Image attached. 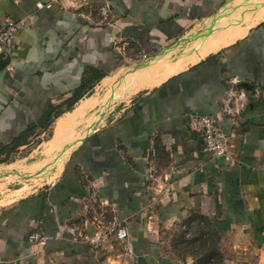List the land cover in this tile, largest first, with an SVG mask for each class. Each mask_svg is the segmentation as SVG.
I'll list each match as a JSON object with an SVG mask.
<instances>
[{"label":"crops","instance_id":"0c3cea01","mask_svg":"<svg viewBox=\"0 0 264 264\" xmlns=\"http://www.w3.org/2000/svg\"><path fill=\"white\" fill-rule=\"evenodd\" d=\"M43 1L0 0V20L27 21L0 69V163L70 114L80 140L57 155L60 169L57 158L40 166L45 177L55 164L50 185L0 206V264H178L162 228L194 214L218 235L224 264H264V0H111L106 25L88 6L38 10ZM133 49L172 55L110 76ZM95 71L108 75L89 90ZM232 83L250 91L223 117ZM123 90L132 98L111 105ZM192 113L221 120L236 163L203 152ZM100 215L127 221L132 253L69 233L91 234ZM32 234L48 242L31 246Z\"/></svg>","mask_w":264,"mask_h":264},{"label":"rangeland","instance_id":"374dc122","mask_svg":"<svg viewBox=\"0 0 264 264\" xmlns=\"http://www.w3.org/2000/svg\"><path fill=\"white\" fill-rule=\"evenodd\" d=\"M186 48L187 46L185 45L178 51L176 49V52H174L175 54L172 53L173 55L168 53V51H163L159 55L167 56L170 54L172 55L170 56L172 57L171 59L175 62L184 53ZM138 52L139 51L137 49H133L132 51L125 53L119 67L110 71V76L116 75L122 69L127 67L147 65L152 58L159 56H140ZM110 90V88H105L103 96L104 94L106 95L109 93ZM129 92L130 90H123L120 92L123 96L118 98V100L113 102L111 105L121 102H124L123 104H125L133 96V94L129 95ZM91 96L92 93H90L89 97ZM71 115L72 114L61 120H66ZM76 129L74 134L77 136ZM54 131L55 125H52L50 130L46 131L44 135L40 136V138L33 139L29 147L18 151L8 161L0 163V169H2L0 172V206L17 201L22 197L30 195L41 186H47L53 182L52 179L55 178L56 173V169L54 168L55 164L54 166L51 165L50 167H45V171H51V173H44L43 175H45V177L41 175L43 170H41L40 166L43 163H50L57 158L59 151L55 154L56 148L54 145ZM53 136L54 138L52 139ZM5 184L8 185V188L3 190L2 188ZM162 229V246L167 253L171 254V257L174 258L176 263H225V258L220 252L218 235L213 231L208 219L204 216L194 214L191 215L185 222L182 221L178 224L175 223L174 225H170ZM114 246L115 248L111 247L112 250L125 252L123 246L119 244H114Z\"/></svg>","mask_w":264,"mask_h":264},{"label":"built area","instance_id":"2783aa9c","mask_svg":"<svg viewBox=\"0 0 264 264\" xmlns=\"http://www.w3.org/2000/svg\"><path fill=\"white\" fill-rule=\"evenodd\" d=\"M55 4L73 13H78L82 8L88 6L97 12L98 17L102 20L101 24H109L112 20L111 0H45L37 3V9H51ZM26 25V19L13 20L5 18L0 20V55L11 54L16 36ZM6 69L10 70V66L8 65ZM232 84V89L222 98L223 117L234 116L239 108H244V101L247 99L246 92L235 87L236 83ZM188 125L189 130L201 139L205 154L210 155L212 158L224 159L228 163L234 164L237 162L232 137L224 131L218 117L192 113L188 115ZM164 201L169 200L165 198ZM91 225L93 228L91 234L77 233L76 229H69L68 231L74 238L82 240L94 250H102L107 244H119L123 246L125 252H133L126 220L118 218L108 220L104 215H100L94 217ZM47 242V238L37 234H32L29 238L31 246L43 245Z\"/></svg>","mask_w":264,"mask_h":264},{"label":"bare ground","instance_id":"6f19581e","mask_svg":"<svg viewBox=\"0 0 264 264\" xmlns=\"http://www.w3.org/2000/svg\"><path fill=\"white\" fill-rule=\"evenodd\" d=\"M82 111V110H80ZM78 119V118H77ZM73 119L72 118H68L66 120H61L58 125L57 128L55 130V140H54V145L56 148V152L58 153V155L62 152H65V154L70 153L79 143V140H77V136L74 134V129H73ZM76 129V128H75ZM58 150V151H57ZM64 154V156H65ZM62 156V155H61ZM58 156L57 160H56V165H57V169H60L62 161H63V157Z\"/></svg>","mask_w":264,"mask_h":264},{"label":"trees","instance_id":"16d2710c","mask_svg":"<svg viewBox=\"0 0 264 264\" xmlns=\"http://www.w3.org/2000/svg\"><path fill=\"white\" fill-rule=\"evenodd\" d=\"M91 72V71H90ZM108 74H105V73H101V72H96L94 73V78H91V76L87 79V85L90 86L89 90H91L92 88V83H94V81H99V80H102V78L106 77ZM84 96V93H80V95L78 96H75L71 99V104L69 105L68 107V110H72L75 106V104L81 100ZM61 113H58L57 116H60Z\"/></svg>","mask_w":264,"mask_h":264},{"label":"water","instance_id":"95a60500","mask_svg":"<svg viewBox=\"0 0 264 264\" xmlns=\"http://www.w3.org/2000/svg\"><path fill=\"white\" fill-rule=\"evenodd\" d=\"M10 63V58L8 55L6 54H2L0 55V69H5ZM239 89H246L248 91H250V87L249 85L247 84H242V85H239L238 87Z\"/></svg>","mask_w":264,"mask_h":264}]
</instances>
